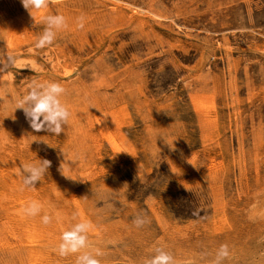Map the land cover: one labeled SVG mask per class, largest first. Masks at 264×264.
<instances>
[{"label":"rangeland","instance_id":"374dc122","mask_svg":"<svg viewBox=\"0 0 264 264\" xmlns=\"http://www.w3.org/2000/svg\"><path fill=\"white\" fill-rule=\"evenodd\" d=\"M57 12L68 29L35 49ZM33 15L0 0V52L17 59L0 64V264H76L58 244L81 219L101 264L156 247L211 264L221 244L223 264H264V0H59ZM33 80L66 89L59 136L15 109ZM44 159L25 187L22 165Z\"/></svg>","mask_w":264,"mask_h":264},{"label":"clouds","instance_id":"9594fccd","mask_svg":"<svg viewBox=\"0 0 264 264\" xmlns=\"http://www.w3.org/2000/svg\"><path fill=\"white\" fill-rule=\"evenodd\" d=\"M22 6L29 11L35 19L33 13L49 8L59 2V0H20ZM44 29L35 41V49H44L51 46L57 38V34L67 30L69 25L64 15L45 14L42 17ZM76 27L83 29L85 27V17L83 15L76 18ZM0 64L5 68L14 67L17 64L16 57L7 48L6 52H0ZM66 93L65 87L53 81L33 80L27 86L26 94L16 99L15 109L23 111L25 119L29 126L36 132L46 130L47 132L59 136L65 131L64 126L68 125L72 115L68 106L62 102L61 97ZM51 161L44 159L39 163L23 164L21 167L22 182L25 187H34L35 183L47 173ZM43 205L38 201H31L23 208V213L34 217L42 211ZM61 220V215L56 212L52 215L45 213L42 216V223L48 225L53 219ZM73 219L77 217L74 215ZM133 223L136 227H143L147 220L145 217L137 215ZM92 229V223L88 220H78L70 228L64 230L60 236L58 244V254L66 257L70 254H79L76 257V264H101L99 252L95 254L90 250L89 232ZM230 249L227 244H221L215 252L211 264H223L229 258ZM144 264H176L174 256L162 247H156L154 254L144 260ZM185 264H192L191 260Z\"/></svg>","mask_w":264,"mask_h":264}]
</instances>
